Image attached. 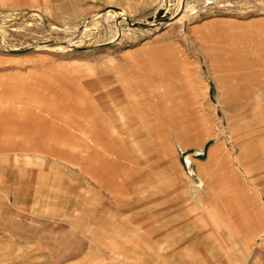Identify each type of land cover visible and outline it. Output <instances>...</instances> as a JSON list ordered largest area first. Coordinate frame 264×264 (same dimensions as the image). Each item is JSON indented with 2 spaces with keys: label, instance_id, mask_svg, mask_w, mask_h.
Segmentation results:
<instances>
[{
  "label": "rangeland",
  "instance_id": "obj_1",
  "mask_svg": "<svg viewBox=\"0 0 264 264\" xmlns=\"http://www.w3.org/2000/svg\"><path fill=\"white\" fill-rule=\"evenodd\" d=\"M184 2L182 8L181 0L166 6L164 0H114L80 21L55 20L37 9L8 8L20 12L13 14L0 9L7 40L0 43V128L6 126L10 100L19 109L25 92L31 140L38 129L49 139H64L72 130L70 117L54 121L39 115L40 108L92 86L93 78L105 74L103 59L114 61V53L127 55L144 45L152 50L144 66L155 81H164L168 96L164 124L155 134L175 141L174 162L169 158L166 164L174 184L166 179L141 184L136 176L157 164H111L110 147L97 143H18V133L8 143L6 130H0V264H264L262 238L250 245L241 237L225 203L231 200V151L264 133V0ZM159 7L167 18L147 27L129 24L149 21ZM61 41L74 43L59 48ZM179 46L189 54L190 67L183 91L190 96L182 100L175 99L173 86L181 67ZM27 48L31 51H22ZM14 118L20 123L19 114ZM213 143H224L226 151L216 178L199 175L193 162L213 166ZM161 144L164 151L166 143ZM87 155L90 162L96 157L104 162L101 176L110 178L112 193L84 169ZM216 182L221 196L215 195Z\"/></svg>",
  "mask_w": 264,
  "mask_h": 264
},
{
  "label": "crops",
  "instance_id": "obj_2",
  "mask_svg": "<svg viewBox=\"0 0 264 264\" xmlns=\"http://www.w3.org/2000/svg\"><path fill=\"white\" fill-rule=\"evenodd\" d=\"M118 2L138 4L158 3V0H118ZM113 3L114 0H0V8L37 9L55 20L80 21L92 15L97 9ZM178 48H176L178 51L177 60L181 67L176 73L177 79L173 80L175 83L173 86L177 90L175 99L182 100L185 96L187 98L190 96L187 93L183 94L186 82L190 81V67L189 62H185V58L189 59V54L184 52L182 46ZM149 50L151 49L148 46L138 45L131 48L127 55L114 53L116 56L114 61L106 59L101 61L105 74L93 78L89 83L92 86L77 89L80 93L72 92L69 99L63 98L64 103L53 98V102L40 108L39 115L54 116V121L61 120L59 118L61 116L70 117L66 121L72 125V130L68 136H64V139L62 134L57 132L55 133L56 137L61 136V140L49 139L50 136L38 129L34 132L31 140L29 95L25 92L22 93L24 102L19 109H16L10 100L9 104L7 103L9 115L6 117V126L0 128V130H6L7 142L13 143L12 137L14 133H18L22 136L18 143H97L104 147H110L106 154L110 157L111 164H115L117 161L125 164H141L142 166L150 162L157 164L153 171L151 168L136 176V180H140L141 184L144 180L154 181V179L159 182H164L166 179L174 184L172 182L173 175L170 173L172 166H169L171 164L169 160L171 159L172 162L175 154L174 137L164 138L155 134L156 130L161 129L160 125L164 124L161 114H164L167 107L168 96L164 81L160 79L155 81L149 76V72L144 66L151 60V56L147 55ZM181 52L183 53L181 54ZM139 65L143 70L141 74H138L140 72ZM200 77L201 75H199V79ZM184 78L187 79L184 80ZM187 87L189 90V84ZM13 97V93H10L8 99H13ZM16 113L21 116L20 123L16 122L14 118ZM201 115L205 119V113L203 112ZM43 120L47 119L43 118ZM80 124L85 129L82 132H79ZM165 124L166 127H170L172 133H175L174 122L169 124L167 120ZM126 133L132 134L127 135ZM161 143H166L164 151L158 149L163 146ZM121 148H123L122 151ZM212 148L213 166L204 164L205 161L201 159H196L197 161L193 162L196 164L199 175L201 172L205 176L213 173L216 178L217 174L222 171L219 167V160L226 151L224 143H213ZM231 148L235 149V143H232ZM231 157L236 163L232 162L230 171L231 200H226L225 203H230L231 216L235 218L234 226L239 230L241 237L246 239L250 245L262 238L261 246L264 249V133L262 137H254L252 143H237L236 151H231ZM167 163L169 164L166 167ZM81 164L91 174L92 179L98 181L99 186L106 188L109 186L107 179L110 178L106 179L101 176V173H105V169L103 168L104 162L99 157H96L94 162H90L87 155L86 160ZM157 169L162 171L161 175L166 172V177H161ZM130 177L134 178L132 175ZM157 184L153 182L150 186L151 189L155 190ZM107 189L109 193H112L111 187ZM214 190L215 195H222V186L217 185V182ZM234 191H236L235 194ZM151 194L153 195V193ZM152 201L155 200L152 199ZM242 204L245 205V212ZM221 205L216 204L220 211ZM248 229L249 233L246 232Z\"/></svg>",
  "mask_w": 264,
  "mask_h": 264
},
{
  "label": "bare ground",
  "instance_id": "obj_3",
  "mask_svg": "<svg viewBox=\"0 0 264 264\" xmlns=\"http://www.w3.org/2000/svg\"><path fill=\"white\" fill-rule=\"evenodd\" d=\"M167 1L168 0H164V3H163V6L165 5H167ZM185 6V2H184V0H181V7L183 8ZM180 7V8H181ZM159 8H161V7H159ZM162 8H165V7H162ZM166 10V9H165ZM110 11V10H109ZM124 14H125V12L124 11H122L121 12V15H123L124 16ZM166 15H167V11L165 12V15L161 18V20L162 19H164L165 17H166ZM109 16V18H113L115 15L114 14H109L108 15ZM115 18V17H114ZM167 18V17H166ZM123 19H126V17H123ZM149 24H155L156 22H155V20H153V21H147ZM129 24L132 26V24L129 22ZM115 25H116V23H115ZM114 27V26H113ZM86 30H89V29H86ZM114 34V33H113ZM7 42V40H6V37H5V35L0 31V43L1 44H5ZM63 43H65L66 44V41H61V42H59L58 44H61L60 46H58L59 48H67L68 47V45H71V44H73L74 42H72L71 44L69 43V44H67V45H62ZM55 46V45H54ZM51 47V46H50ZM12 50V49H11ZM14 50V49H13Z\"/></svg>",
  "mask_w": 264,
  "mask_h": 264
},
{
  "label": "water",
  "instance_id": "obj_4",
  "mask_svg": "<svg viewBox=\"0 0 264 264\" xmlns=\"http://www.w3.org/2000/svg\"><path fill=\"white\" fill-rule=\"evenodd\" d=\"M165 8H158L155 12V15L154 16H151L149 17V21H153L155 20V22H158L164 15H165ZM129 22L132 24V26L134 27H147L149 26V23L148 22H132L130 19H129ZM23 52H27V51H31V48H27L25 50H22Z\"/></svg>",
  "mask_w": 264,
  "mask_h": 264
},
{
  "label": "built area",
  "instance_id": "obj_5",
  "mask_svg": "<svg viewBox=\"0 0 264 264\" xmlns=\"http://www.w3.org/2000/svg\"><path fill=\"white\" fill-rule=\"evenodd\" d=\"M0 9H2V11L6 12L7 14L20 13L19 11H16L14 9H3V8Z\"/></svg>",
  "mask_w": 264,
  "mask_h": 264
}]
</instances>
